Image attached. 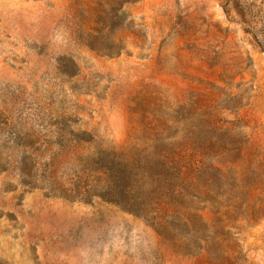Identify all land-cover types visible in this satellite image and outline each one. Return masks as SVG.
<instances>
[{
    "label": "rangeland",
    "instance_id": "374dc122",
    "mask_svg": "<svg viewBox=\"0 0 264 264\" xmlns=\"http://www.w3.org/2000/svg\"><path fill=\"white\" fill-rule=\"evenodd\" d=\"M0 264H264V0H0Z\"/></svg>",
    "mask_w": 264,
    "mask_h": 264
}]
</instances>
